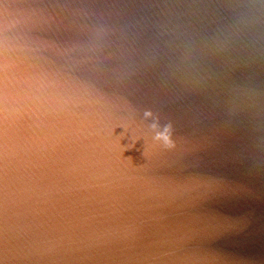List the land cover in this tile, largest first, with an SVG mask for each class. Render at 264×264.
Returning <instances> with one entry per match:
<instances>
[{"label":"water","instance_id":"95a60500","mask_svg":"<svg viewBox=\"0 0 264 264\" xmlns=\"http://www.w3.org/2000/svg\"><path fill=\"white\" fill-rule=\"evenodd\" d=\"M0 264H264V0H0Z\"/></svg>","mask_w":264,"mask_h":264},{"label":"clouds","instance_id":"9594fccd","mask_svg":"<svg viewBox=\"0 0 264 264\" xmlns=\"http://www.w3.org/2000/svg\"><path fill=\"white\" fill-rule=\"evenodd\" d=\"M153 113L151 111L145 112V117H152ZM153 129H158L160 127L158 121L156 123H153L151 125ZM174 129L172 124H167L164 126L163 131H157L154 139L157 142H160L164 147L166 148H174L175 147V141L173 139ZM136 141L139 140V137H134ZM146 155V153H144Z\"/></svg>","mask_w":264,"mask_h":264}]
</instances>
